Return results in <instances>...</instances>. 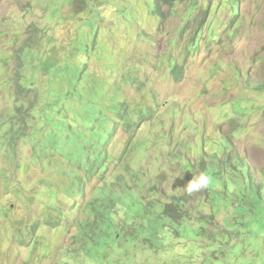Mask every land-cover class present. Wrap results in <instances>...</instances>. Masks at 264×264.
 <instances>
[{
    "label": "rangeland",
    "instance_id": "obj_1",
    "mask_svg": "<svg viewBox=\"0 0 264 264\" xmlns=\"http://www.w3.org/2000/svg\"><path fill=\"white\" fill-rule=\"evenodd\" d=\"M163 10L0 0V264H264V0Z\"/></svg>",
    "mask_w": 264,
    "mask_h": 264
},
{
    "label": "trees",
    "instance_id": "obj_2",
    "mask_svg": "<svg viewBox=\"0 0 264 264\" xmlns=\"http://www.w3.org/2000/svg\"><path fill=\"white\" fill-rule=\"evenodd\" d=\"M186 0H155V14L162 18L166 19V12H164L163 8L166 7L168 11L172 10L177 4L184 3ZM207 14V12H206ZM24 48H28L27 44L24 45ZM22 48V51H24ZM20 95H24L26 97V93L24 90H17ZM234 170V169H233ZM236 171V170H235ZM249 174V173H248ZM251 179V175H248ZM254 186L253 182L251 181ZM188 204V201L183 197H173V202L171 204L166 205L163 215L167 219L172 220L173 222L179 223L181 220L187 217L185 208Z\"/></svg>",
    "mask_w": 264,
    "mask_h": 264
},
{
    "label": "clouds",
    "instance_id": "obj_3",
    "mask_svg": "<svg viewBox=\"0 0 264 264\" xmlns=\"http://www.w3.org/2000/svg\"><path fill=\"white\" fill-rule=\"evenodd\" d=\"M247 177L249 178V176ZM210 183L211 177L208 174L201 172L197 176L192 177V179L188 181V183L183 188L188 195H192L195 192L206 189L210 185Z\"/></svg>",
    "mask_w": 264,
    "mask_h": 264
}]
</instances>
